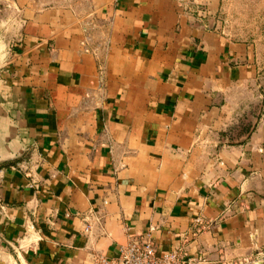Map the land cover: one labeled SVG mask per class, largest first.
Wrapping results in <instances>:
<instances>
[{"label":"crops","instance_id":"crops-1","mask_svg":"<svg viewBox=\"0 0 264 264\" xmlns=\"http://www.w3.org/2000/svg\"><path fill=\"white\" fill-rule=\"evenodd\" d=\"M220 1L11 0L0 264H121L140 238L264 264V76Z\"/></svg>","mask_w":264,"mask_h":264},{"label":"rangeland","instance_id":"rangeland-1","mask_svg":"<svg viewBox=\"0 0 264 264\" xmlns=\"http://www.w3.org/2000/svg\"><path fill=\"white\" fill-rule=\"evenodd\" d=\"M10 3L0 0V66L5 52L14 48L19 31ZM216 20L218 29L227 36L253 45L264 76V0H221Z\"/></svg>","mask_w":264,"mask_h":264},{"label":"built area","instance_id":"built-area-1","mask_svg":"<svg viewBox=\"0 0 264 264\" xmlns=\"http://www.w3.org/2000/svg\"><path fill=\"white\" fill-rule=\"evenodd\" d=\"M117 252L121 264H211L204 259L198 261L185 259L178 250L158 253L148 238L130 240L119 246ZM97 260L100 264L108 263L101 256Z\"/></svg>","mask_w":264,"mask_h":264}]
</instances>
